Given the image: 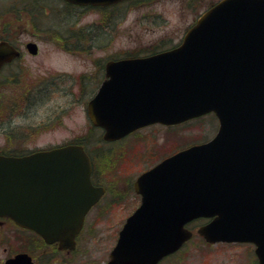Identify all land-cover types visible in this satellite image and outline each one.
<instances>
[{
    "label": "water",
    "instance_id": "1",
    "mask_svg": "<svg viewBox=\"0 0 264 264\" xmlns=\"http://www.w3.org/2000/svg\"><path fill=\"white\" fill-rule=\"evenodd\" d=\"M108 4L119 0H67ZM30 52L36 51L28 43ZM16 50L0 41V65ZM88 101L91 122L115 140L159 122L176 124L213 112L216 134L142 172L133 183L139 206L119 231L107 264H157L192 236L254 244L264 264V0H219L180 44L154 54L109 60ZM83 147L67 144L0 156V216L45 242L73 248L84 214L104 189L90 181ZM4 264H36L19 252Z\"/></svg>",
    "mask_w": 264,
    "mask_h": 264
},
{
    "label": "rangeland",
    "instance_id": "2",
    "mask_svg": "<svg viewBox=\"0 0 264 264\" xmlns=\"http://www.w3.org/2000/svg\"><path fill=\"white\" fill-rule=\"evenodd\" d=\"M5 1L13 0H0V5ZM216 1L218 0H138L125 8L120 6L116 15H110L107 9L84 8L79 10V21L76 22H74L73 13L75 11H68L66 8L64 9L70 14L59 19V15L56 14L62 12L59 13L58 0L42 1L41 3L50 6L47 11L51 16L49 21L52 27L61 31L49 30L46 36L36 37L39 43V54L26 55L25 59L19 63L25 71L23 83L26 84L20 89L22 92L36 85L37 81H39L37 85H40L43 83L40 80L46 78L51 88L50 96L53 102L60 103L63 100V95L60 94L61 89L70 92L73 99L70 101L71 106H65L66 111L62 115L61 125L50 133L38 134L37 139L32 142L30 139V145L41 146L47 141H62L85 133L87 117L84 106L91 95L92 87L94 88L90 80L96 81L100 65L110 57L135 52L144 54L149 51L150 46L159 42H163L160 48L177 44L198 15L210 3ZM10 6L12 7V4ZM20 7L7 9L1 17L4 22L15 24L17 29H23L19 35L21 43L33 38L31 35L33 31H38L27 12L21 11ZM93 23H100L99 32L92 33L90 39L81 36L78 41V44H81L79 50L73 48V52H69L60 46L64 43L71 46L75 42L76 35L73 34L72 27L75 29L77 25H83L85 29H89L90 24ZM80 75H83L81 84ZM58 88H60L59 91ZM53 111H55L54 108ZM216 128L217 120L211 114L171 128L150 125L139 129L137 135H130L119 142H114L113 149L123 151L121 157L120 153L117 156L119 163L117 168H114L112 164L108 165L105 160L103 166L102 160L96 156L97 162H100L98 168L103 173L100 175L111 191L89 214L87 223L89 231L85 232L79 241V251L74 258V263L102 264L103 260L107 259L118 229L138 203V197L126 188L129 181H133L145 167H149L177 148L210 139ZM109 145L103 147L109 149ZM113 194L118 198L112 200ZM201 222L196 221L190 225L194 232L193 237L181 250L164 259L161 264H256L253 245L249 243L205 242L195 233L196 227ZM13 231V226L9 222L1 228L0 264L3 263L11 248L15 251L20 246L13 236ZM3 247H6L5 251ZM35 255L40 256L37 252ZM55 257L58 258L57 255ZM42 261L45 262L43 259ZM52 262L50 264H64V260H60V263Z\"/></svg>",
    "mask_w": 264,
    "mask_h": 264
},
{
    "label": "flooded vegetation",
    "instance_id": "3",
    "mask_svg": "<svg viewBox=\"0 0 264 264\" xmlns=\"http://www.w3.org/2000/svg\"><path fill=\"white\" fill-rule=\"evenodd\" d=\"M42 1L44 0H13V1L2 2L0 5L1 8L0 40H5L9 42L12 48L16 50V54L12 56L10 60H7L0 65V156H6V157L24 156L34 153L36 151L49 150L67 144H82L83 146L91 144V146L94 147L93 150H101V148H103L100 146L99 140L94 141L95 139L93 140L92 137L89 136V133H100L102 137V133L104 130L100 126H94L90 123V120L87 116L86 104L88 100L94 95L101 82L106 78L105 63L108 60L118 59L121 56L108 58L104 63L100 65L97 78H95L96 81L90 80V82L92 81L91 83L94 84V88L92 87L93 90L91 92V95L89 99L85 102V106H84L87 117L86 120L87 122L85 123L87 127L86 135L82 133L69 137L68 139H64L62 141H56V142L47 141L41 146L30 145L33 140L37 139L38 134L50 133L51 130L53 129L56 130L57 126L61 125L62 115L66 111L65 106L66 105L71 106L72 103H70V101L73 99L71 97L72 94L70 92L61 89L60 94L63 95L62 96L63 100L60 103L57 101L53 102V99L50 96L51 88H49V83L46 78L40 80V82L43 81V83L40 85H37V83L39 82L37 81L36 85L28 87L22 92L20 89L21 86H26V84L23 83L25 82L23 75L25 71H23V66H21L19 63H21L22 60L25 59L26 55L36 56L39 54V43L36 37L40 35L46 36L47 33H49V30L50 31L57 30L59 32L61 31L52 27L50 23L51 21H49L51 19V16L50 14H48L47 11V8L48 7L50 8V6L48 4L41 3ZM11 4L12 7L10 6ZM67 4L73 7L74 9H76L77 12H73L75 15L74 22H76L79 21L78 16L80 15L79 10L81 9L84 8H94V9H102V10H104L105 8L112 9L116 6L120 7L122 5L128 4V0H122L116 3L101 5V6L78 5L73 3L71 4L68 3L67 1L62 0L61 7L59 9L60 10L59 13L60 12L62 13L56 14L57 16L59 15L58 16L59 19H63L65 18L64 16L67 17V14H70L64 9ZM13 6L16 8L18 6H21L19 9L24 13L27 12L29 19L32 20L33 24L35 25L34 27H36L38 31V32L33 31L31 33L33 38L28 39L25 42L20 43V39H19V35L23 31V29L20 28L17 29V26L15 24L13 25L12 23H5L1 17L3 12L7 10V8L14 9ZM99 26L100 23L90 24V28L86 29V31L90 32V34L94 33L95 31L99 32V28H100ZM106 26H108V24H106ZM73 28L74 27H72L71 30L77 32V34L78 32H81L85 29L83 25H77L75 29ZM80 39L81 36L76 35V40L75 42H73V45L70 46L64 43L60 46L64 48V50L69 52H73V48L79 50L81 44L79 45L78 41H80ZM29 42L34 43L36 46V51L33 53L30 52L28 48ZM81 76L83 77V75L79 76L80 84L81 82L83 83V81L81 80ZM57 90L59 91L60 88H58ZM85 90H87V88H85ZM65 98L67 99L65 100ZM53 108L55 111H53ZM138 130L139 129L131 132L126 137L130 135H137ZM30 139H32L31 142ZM120 140L121 139L108 142L110 144L108 146L109 149H106L110 156L109 161L107 163L110 166L112 164L114 168L118 167L119 163L117 162L118 159L117 156L120 153V157H121L123 151L120 152V151H116L118 149H113L114 147L113 144L114 142H119ZM103 150L105 151L104 148ZM177 150L178 149L174 150L170 154L174 153ZM99 163L100 162L94 165L92 162V171H91L90 179H91V183L94 186H102L104 187L105 191L103 195L100 197V199L95 204H93L89 208V210L85 213L83 217L82 227L78 232L75 233L73 237L74 240L73 248H61L59 246V242L57 241L53 243H46L34 231L17 225L12 219H10L7 216H0V239L2 237L1 228L4 226L5 223L9 222L14 229L13 236L17 241V243H19L20 245L18 248H16L15 251L11 248L8 251L6 258L13 256L14 254L19 252H26L31 256L32 260L36 264H46L47 262L50 264L51 261L53 262L56 261L57 263H60V260H64V264H75L74 258L77 255V252L79 251V245H80L79 241L84 236V233L89 231V228L87 227L89 214L93 211L94 208L98 206L99 202L104 198V196L111 191L110 188L106 186L105 183L103 182V177L102 175H100L103 173L98 168ZM101 163L104 166V163L102 161ZM130 183L131 181L128 182V185H130ZM114 199L116 198L112 196V200ZM132 211L133 209L130 211L128 215H130ZM123 223L121 224V226L123 225ZM119 229L117 231L114 243L108 252L107 259L103 260L102 264H107L109 260L110 252L116 243ZM6 247H3L4 251L6 250ZM36 252L39 253L40 256L37 257L35 255ZM55 255H57L58 258H56ZM42 259L45 262H43Z\"/></svg>",
    "mask_w": 264,
    "mask_h": 264
},
{
    "label": "trees",
    "instance_id": "4",
    "mask_svg": "<svg viewBox=\"0 0 264 264\" xmlns=\"http://www.w3.org/2000/svg\"><path fill=\"white\" fill-rule=\"evenodd\" d=\"M65 8H66V10H68V11H75V12H77L76 11V9H74L73 7H71L70 5H66L65 6ZM7 9H9V8H7ZM10 9H12V8H10ZM6 11V10H5ZM118 8L116 9V7H114V8H112L109 12H110V15H116V14H118ZM70 13V12H69ZM5 23H7V22H5ZM75 33V34H74ZM73 34L74 35H78V36H84V37H87L88 39H90L91 38V34H90V32H87L86 31V29H84L83 31H81V32H78V34H77V32H75V31H73ZM76 39V38H75ZM160 46H157V47H154V48H151V49H149V52H155V51H158V50H161V48H159ZM136 54H138V53H132V54H127L128 56H130V55H136ZM214 117V116H213ZM89 136L90 137H92V139L94 140V141H96V140H100V138L101 137H99V135H97L96 133H89ZM89 146V149H90V151L92 152V156H93V160H94V163L96 164V163H98L97 162V160H96V156L98 157V159L99 160H102V162L104 163L105 161L106 162H108L109 161V158H110V156H109V154H108V152H107V150L105 149V151L103 150V148H101V150H93V148L94 147H90L91 145L89 144L88 145ZM101 151H103V152H101ZM105 160V161H104ZM127 188H128V190H130V185H127ZM116 199L118 198V196H116L115 194L113 195ZM115 200V199H114Z\"/></svg>",
    "mask_w": 264,
    "mask_h": 264
}]
</instances>
